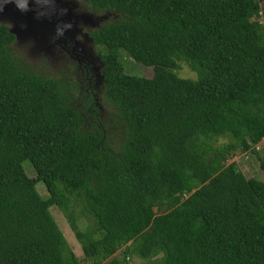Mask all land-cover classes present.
Instances as JSON below:
<instances>
[{"label":"trees","instance_id":"16d2710c","mask_svg":"<svg viewBox=\"0 0 264 264\" xmlns=\"http://www.w3.org/2000/svg\"><path fill=\"white\" fill-rule=\"evenodd\" d=\"M82 1L116 17L88 32L101 84L79 86L80 108L76 82L36 72L0 24V264H264V180L226 163L250 152L264 170V0ZM123 53L152 76L126 72Z\"/></svg>","mask_w":264,"mask_h":264},{"label":"rangeland","instance_id":"374dc122","mask_svg":"<svg viewBox=\"0 0 264 264\" xmlns=\"http://www.w3.org/2000/svg\"><path fill=\"white\" fill-rule=\"evenodd\" d=\"M73 1L75 2L74 10L78 11V13H82L84 15V19H79V21L77 22V32L73 33V37L71 39L72 41L75 40L77 42L80 50L82 48V50L80 51L77 47H75L78 51L81 52V54H83L87 58V60L89 59L91 61V66L97 67L98 69L101 65V62L99 61V59H96L97 55L95 53L94 46L89 42L87 38L88 32L93 28L100 26L102 23L114 19L116 17V14L111 11H94L82 0ZM9 20L10 19L6 18L5 16L1 17L0 15V24H6L8 28L13 26L12 21ZM20 27L24 29L26 25L21 24ZM53 36L54 35H42V37L39 39V35H28L26 37H21L20 39H15V41L13 42V52L19 59H22L30 66H32L38 73L46 76H56L58 78H62L64 79V81L69 82L70 84H74V82H76L78 89L77 91H74L76 95L75 103L80 108L81 102H83V100L78 97V93L82 95L80 88L81 90H83L84 88L87 89V85L89 86L90 83L93 84V86L91 87L98 88L101 84L100 75L95 69L94 72L96 75L94 77L88 74L84 79L85 75L84 73H81L82 71H80V68L76 65L75 60L67 57L65 50L63 48L60 49V44L58 45V47L55 46V44H58V42L53 41ZM66 39L67 38L60 39V42H66ZM122 62L124 65V70L128 73H133L139 76L142 75L145 77H151L153 74V69L151 66L139 64L124 53L122 54ZM175 70L180 77L192 79L196 78V72L191 70V68L186 63L180 62L179 67ZM89 73H91V71H89ZM96 80H100V83H98L97 85ZM96 99L98 98L96 97ZM96 105L97 107H99L100 111L102 110L101 112L103 114L110 116L111 109L107 106H104L103 100L101 98L98 103L96 102ZM117 133L118 128H115L113 125H110L106 128L105 134L106 138L110 140V147L119 140ZM229 140L230 139L228 137H220L217 143H224ZM263 146L264 138L256 145V148L261 151ZM231 161H235L237 163L238 168L243 172L245 177H256L264 180V170L260 167L259 160L257 159L256 154L237 151L234 156H230L226 160V163H229ZM22 166L28 176L33 177L35 175V170L29 160H23ZM59 187L61 188L62 186L59 185ZM36 189L42 197L48 196V192L44 186L43 181H38L36 183ZM50 210L73 252L79 258H83L81 246L69 226L67 217L56 205L51 206ZM75 215L78 225L81 229H85L87 226H94L93 218L88 213L83 211L81 209V206L75 207ZM117 255L120 257L122 256V249L118 252ZM126 259L128 264H160L161 262L160 256H154L152 258L145 259L137 256L134 253L128 255ZM83 264L88 263L83 262Z\"/></svg>","mask_w":264,"mask_h":264},{"label":"water","instance_id":"95a60500","mask_svg":"<svg viewBox=\"0 0 264 264\" xmlns=\"http://www.w3.org/2000/svg\"><path fill=\"white\" fill-rule=\"evenodd\" d=\"M0 3H3V0H0ZM29 7L32 9L27 12L20 11L15 3H9L4 6V10L0 12L1 17L5 16L6 18L12 21L11 27H9V31L15 35V39H20L21 37H26L28 35L37 36L39 35V39L43 36L54 35L56 31V25L62 22H70L72 24L71 30L67 31L63 37L55 40L60 44V39L65 38H72L73 33L77 32L76 24L79 19H84V15L82 13H78V11L74 10L75 2L73 0H56V7L57 9H66V13L61 15L57 12L56 15H53L51 18L43 17L37 19L36 16V5L35 3L31 2ZM21 24H25L26 27L23 29L21 28ZM87 36V34H86ZM90 43H92V39L88 37ZM60 42V43H59ZM78 45V44H77ZM92 45V44H91ZM79 47V46H78ZM82 50V48H81ZM96 59H99L96 56ZM100 61V59H99ZM100 67L96 71L100 75V68L102 67V61ZM99 70V72H98ZM101 78V76H100Z\"/></svg>","mask_w":264,"mask_h":264},{"label":"clouds","instance_id":"9594fccd","mask_svg":"<svg viewBox=\"0 0 264 264\" xmlns=\"http://www.w3.org/2000/svg\"><path fill=\"white\" fill-rule=\"evenodd\" d=\"M31 2L36 5V16L37 19L48 17L51 18L53 15H56L57 12L63 15L66 13V9H57L56 0H31ZM9 3H15L17 8L22 12H27L32 10L29 7L30 0H3V3H0V12L4 10V6ZM72 24L70 22H62L56 25V31L53 36V41L61 38L64 34L71 30Z\"/></svg>","mask_w":264,"mask_h":264},{"label":"flooded vegetation","instance_id":"af4514ba","mask_svg":"<svg viewBox=\"0 0 264 264\" xmlns=\"http://www.w3.org/2000/svg\"><path fill=\"white\" fill-rule=\"evenodd\" d=\"M59 44H55L56 47H58ZM60 49H64L66 55L71 58L74 59L79 65H82V67H84V71H86L85 74L88 75L89 71H91L93 73V77L96 75L94 70L96 69V67L91 66V61L83 55L81 54V50L77 45V42L74 40L72 41V39L69 37L66 39V42H61L60 43ZM75 47H77L80 51H78ZM82 74L84 73L83 70L81 72ZM100 83V80H96V85Z\"/></svg>","mask_w":264,"mask_h":264}]
</instances>
